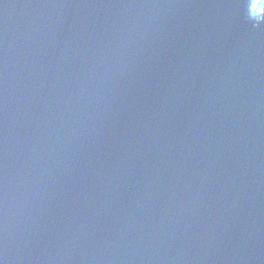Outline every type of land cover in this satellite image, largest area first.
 <instances>
[{
  "label": "water",
  "instance_id": "water-1",
  "mask_svg": "<svg viewBox=\"0 0 264 264\" xmlns=\"http://www.w3.org/2000/svg\"><path fill=\"white\" fill-rule=\"evenodd\" d=\"M0 264H264L253 0H0Z\"/></svg>",
  "mask_w": 264,
  "mask_h": 264
},
{
  "label": "rangeland",
  "instance_id": "rangeland-1",
  "mask_svg": "<svg viewBox=\"0 0 264 264\" xmlns=\"http://www.w3.org/2000/svg\"><path fill=\"white\" fill-rule=\"evenodd\" d=\"M253 9H258V15L264 12V0H253Z\"/></svg>",
  "mask_w": 264,
  "mask_h": 264
},
{
  "label": "clouds",
  "instance_id": "clouds-1",
  "mask_svg": "<svg viewBox=\"0 0 264 264\" xmlns=\"http://www.w3.org/2000/svg\"><path fill=\"white\" fill-rule=\"evenodd\" d=\"M253 5H254V3H253Z\"/></svg>",
  "mask_w": 264,
  "mask_h": 264
}]
</instances>
